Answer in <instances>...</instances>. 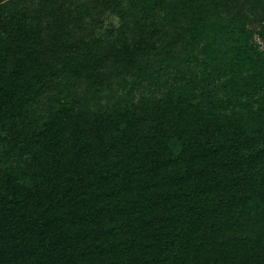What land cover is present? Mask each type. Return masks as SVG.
I'll return each instance as SVG.
<instances>
[{
  "label": "trees",
  "instance_id": "1",
  "mask_svg": "<svg viewBox=\"0 0 264 264\" xmlns=\"http://www.w3.org/2000/svg\"><path fill=\"white\" fill-rule=\"evenodd\" d=\"M252 1L0 0V264H264Z\"/></svg>",
  "mask_w": 264,
  "mask_h": 264
},
{
  "label": "rangeland",
  "instance_id": "2",
  "mask_svg": "<svg viewBox=\"0 0 264 264\" xmlns=\"http://www.w3.org/2000/svg\"><path fill=\"white\" fill-rule=\"evenodd\" d=\"M252 0H248V2H246V5H243L242 10L243 13H245L246 15H248L249 19V23L250 25H256L258 22V17L261 16L262 14V8L260 6H256V4H252ZM261 10V11H260ZM118 17H116L115 15H108L106 18V26H110V25H116L118 24Z\"/></svg>",
  "mask_w": 264,
  "mask_h": 264
}]
</instances>
